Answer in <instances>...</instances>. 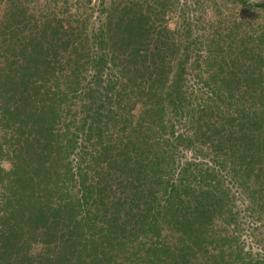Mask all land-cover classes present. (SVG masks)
Masks as SVG:
<instances>
[{"label":"trees","instance_id":"trees-1","mask_svg":"<svg viewBox=\"0 0 264 264\" xmlns=\"http://www.w3.org/2000/svg\"><path fill=\"white\" fill-rule=\"evenodd\" d=\"M180 2L0 0V264H264V32Z\"/></svg>","mask_w":264,"mask_h":264},{"label":"rangeland","instance_id":"rangeland-1","mask_svg":"<svg viewBox=\"0 0 264 264\" xmlns=\"http://www.w3.org/2000/svg\"><path fill=\"white\" fill-rule=\"evenodd\" d=\"M104 1L108 4L113 0ZM133 1L157 4V0ZM251 1L264 2V0ZM95 2L99 4L100 0ZM182 2L183 0L180 4L177 3L176 10L171 12L169 9L165 15L156 13L154 21L157 29L160 27V29L178 32ZM188 2L201 39L200 51L204 71L219 72L218 64L230 59L229 57L235 51V44L241 41L243 36H258L264 32V12L258 9L243 8L223 0H188ZM239 25H243V28H238Z\"/></svg>","mask_w":264,"mask_h":264}]
</instances>
